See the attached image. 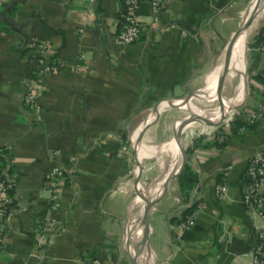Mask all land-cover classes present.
<instances>
[{
  "label": "crops",
  "instance_id": "1",
  "mask_svg": "<svg viewBox=\"0 0 264 264\" xmlns=\"http://www.w3.org/2000/svg\"><path fill=\"white\" fill-rule=\"evenodd\" d=\"M154 1L156 13L140 3V37L126 47L118 43L121 0H7L0 9V151L16 185L0 264H125L116 249L128 206L151 170L145 163L157 157L140 153L133 134L138 131L141 144L186 152L197 138L213 142L220 129L222 149L187 157L199 177L201 203L192 225H170L185 207L175 179L154 199L148 245L153 264H249L256 230L264 224L242 203L246 162L264 147V118L250 122L264 88V46L258 54L246 44L250 54H242L243 65L233 62L237 53L223 71L247 0ZM89 11L86 24L82 17ZM32 41L49 42L53 57L64 63L82 56L85 68L44 77L35 100L39 112L23 105L40 70L28 48ZM171 101L198 107L214 101L215 110L224 102L227 109L212 119L181 105L153 113ZM165 109L170 111L162 117ZM53 170L63 176L55 202L48 178ZM220 185L227 191L223 201L216 196ZM51 219L61 230L38 253L36 237ZM125 248L133 257L126 241Z\"/></svg>",
  "mask_w": 264,
  "mask_h": 264
},
{
  "label": "built area",
  "instance_id": "2",
  "mask_svg": "<svg viewBox=\"0 0 264 264\" xmlns=\"http://www.w3.org/2000/svg\"><path fill=\"white\" fill-rule=\"evenodd\" d=\"M7 0H0V9L6 4ZM146 1L151 4L152 12L158 11V4L154 0H121L123 12L121 17V34L118 38V43L121 47H126L135 43L141 32V25L138 18V9L140 3ZM252 3V2H251ZM264 5V1L262 6ZM261 6V7H262ZM260 7V8H261ZM259 11V10H258ZM257 11V12H258ZM256 12V13H257ZM255 13V14H256ZM264 14V11L262 12ZM91 11L87 12L82 21L89 24ZM28 48L35 54L40 61V70L36 78L30 85L29 92L25 98L27 109L39 112L35 100L43 92V79L46 76L61 73L68 70L74 74H81L85 68L82 66L84 59L79 57L71 63H64L53 57L49 42L33 41L28 44ZM264 118V88L260 92L259 101L250 115V122H254ZM0 157H3L0 151ZM8 166L0 161V246L4 241V224L12 210L14 204V192L16 185L13 179L6 175ZM48 178L53 181L56 188L51 191V202H55L63 186V176L58 171H50ZM226 187L220 185L217 187V199L223 201L226 199ZM242 203L246 212L254 219L263 220L264 222V147L255 155L250 157L246 162L244 171V190L242 195ZM201 206L199 202L196 210ZM196 211L191 215L186 223L180 224V229L190 227L194 221ZM61 230L60 224L56 220L46 221L36 237L34 250L41 252L46 249L52 241V237L58 234ZM249 264H264V224L256 230L255 244L252 253L248 255ZM91 264H99L94 261Z\"/></svg>",
  "mask_w": 264,
  "mask_h": 264
},
{
  "label": "bare ground",
  "instance_id": "3",
  "mask_svg": "<svg viewBox=\"0 0 264 264\" xmlns=\"http://www.w3.org/2000/svg\"><path fill=\"white\" fill-rule=\"evenodd\" d=\"M263 1L264 0H252L251 5L249 6L248 13L243 19V23H242L243 28L239 32L237 39L233 45V50H232V55L230 56V61L238 53V55L236 56V59L233 60V62H237L241 66L243 65V55L242 54L245 48L244 46V37H245L244 27L249 23L250 19L255 16V13L262 6ZM173 104L181 105L179 101H175V103ZM168 106L169 104L167 102L159 105L157 108V113H160L164 108ZM181 106L195 112L200 117L207 118V119L216 118L227 109L224 102L221 103V107H219L218 109H216L215 111L209 114L206 113L205 110L200 109L199 107H197L191 102H188L187 104L185 105L183 104ZM154 116H155L154 114L150 115L147 121H152ZM136 135L137 136L139 135L138 131H136L133 134L131 141L140 153L150 154V153H156V152L162 151L161 155L164 156L165 159H167L166 165H165L166 163L165 159H164L165 163L163 162L161 163V166L165 168L163 171V175L158 180H156L155 181L156 183L154 182L155 184L153 183V185L148 190L146 191L143 190L140 193V197L136 200L137 202L135 201L136 204L134 203L131 206L130 208L131 218L128 224V230H126L127 239L132 238L133 236L140 237V244L139 246H137L138 248L136 247L137 248L136 250L134 249L129 250L133 254L134 264H144V262L146 261V260L144 261V259H148V260L151 259V264H153L151 250L149 249V247H147L148 245H146L145 240L143 238L144 234L146 233V226L143 224V217H145L146 215L149 203L153 199H155L156 196L165 188L167 178H169L171 174L174 173L178 169L179 164H180V152L174 147H171L168 145H161L158 148H154V147L149 148L147 145L141 144L138 141H136L135 140ZM140 139L142 138L140 137ZM168 151H170L173 156H170ZM151 193H157V194L153 196ZM148 264H150V261Z\"/></svg>",
  "mask_w": 264,
  "mask_h": 264
},
{
  "label": "trees",
  "instance_id": "4",
  "mask_svg": "<svg viewBox=\"0 0 264 264\" xmlns=\"http://www.w3.org/2000/svg\"><path fill=\"white\" fill-rule=\"evenodd\" d=\"M15 10H16V6H13L10 10H8V15L14 14ZM263 46H264V20H263V25L257 32L256 36L253 38L251 44L248 45V47L250 51L252 50L251 51L252 53H254V50H257L258 51L257 53L259 54L260 49ZM247 71L248 74H251L252 73L251 67H248ZM24 97L26 96L24 95ZM23 105H25V98L23 99ZM222 132L223 131L221 129L218 130L216 132V138L214 139L213 142L210 143L205 142L204 138L195 139L192 142V146L188 150H186V152H184L185 160L177 176L176 184L178 187L180 202L183 203L185 207L170 220V225H180L186 223L187 219L191 215H193L194 212L196 211L197 205L199 203V199L196 198L199 195V177L198 174L188 164L187 157L196 150H203L211 147L222 149L225 143L218 144V137H217ZM0 161L4 163V165L8 166L7 161H5L3 157H0ZM6 175L12 178L11 168L7 167ZM193 195H195L194 198H192Z\"/></svg>",
  "mask_w": 264,
  "mask_h": 264
},
{
  "label": "rangeland",
  "instance_id": "5",
  "mask_svg": "<svg viewBox=\"0 0 264 264\" xmlns=\"http://www.w3.org/2000/svg\"><path fill=\"white\" fill-rule=\"evenodd\" d=\"M251 2L252 0H247V3H248V8L249 6L251 5ZM248 10V9H247ZM264 11V5L259 9V11L255 14V16L253 17L252 19V22H250L249 24V27L248 29L246 30V34H245V41H244V50H243V54L245 56V51H246V55H249V50L246 49L247 46L249 45V43H251L252 41V38L257 34V32L259 31V29L261 28V26L263 25V20H264V14L262 13ZM247 12V11H246ZM246 14V13H245ZM245 16V15H244ZM33 42V41H32ZM247 44V46H246ZM249 59V58H248ZM230 72H228V75H229ZM211 96L212 98L214 97V95H209ZM215 99V98H214ZM224 101H227L228 99L227 98H223ZM216 101V99L214 100ZM209 104V103H200V104H197L199 105V108L202 109V110H206V113H212L213 110H215V108H217L219 105L217 102H214ZM194 105H196V103H193ZM198 107V106H197ZM167 111H170V109H165L161 114H162V117L166 115ZM177 113H180L177 111ZM180 115V114H177V116ZM197 129V127L195 128ZM148 146V145H147ZM150 148V146H148ZM151 158L155 157L157 155L156 158L150 160V161H147L144 165L145 168H150L151 170L148 172V173H145L144 175V178L143 179H146V181H141V189L140 191L134 195V198L132 199V201L130 202L129 206H128V211H127V216L125 218V221L123 223V229H122V238H121V242H120V246L119 248L116 249V251H119L120 252V255L124 256V263L125 264H133L134 262V259L133 257L127 252V249L125 248V241L126 243H128V245L130 246L131 249H134L136 250L140 244V237H137V236H133L132 238H128L127 239V232L126 230H128V224L130 222V218H131V206L135 203V201L140 197V193L145 189V188H148L150 184H153L156 180H158L162 175H163V171L165 168H162L161 166V163L164 161V159H162V157L160 156L161 155V152H156V153H153L151 154ZM166 164H167V161H166ZM134 168V167H133ZM136 168V166H135ZM148 170V169H147ZM146 171V170H145ZM147 172V171H146ZM150 174V175H149ZM156 183V182H155ZM154 183V184H155ZM165 189V188H164ZM164 189L156 196V198L162 194V192L164 191ZM153 196H154V193H151ZM152 196V197H153ZM155 198V199H156ZM154 200V199H153ZM148 210V209H147ZM147 214V212H146ZM146 216V215H145ZM143 224H144V217H143ZM147 228V225L144 224ZM147 234H148V228H147V231L146 233L144 234V240H145V243L146 245H148V239H147ZM126 239V240H125ZM137 247V248H136ZM149 247V245L147 246ZM133 259V260H132ZM152 259H153V256H152ZM146 260V261H145ZM144 264H148L149 261H150V264H151V259L148 260V259H144ZM154 263V262H153Z\"/></svg>",
  "mask_w": 264,
  "mask_h": 264
},
{
  "label": "water",
  "instance_id": "6",
  "mask_svg": "<svg viewBox=\"0 0 264 264\" xmlns=\"http://www.w3.org/2000/svg\"><path fill=\"white\" fill-rule=\"evenodd\" d=\"M252 19H253V18H251L250 21H249V23L244 27V30H246V29L249 27V24H250V22H252ZM242 28H243V25L241 26L240 30L238 31L236 37L238 36V34H239V32L241 31ZM236 37H235V40H236ZM229 61H230V53L228 52V53L226 54L225 59H224V63H223V67H222V70H223V71L227 69V67H228V65H229ZM217 96H218V97L220 96L219 93H217ZM179 102H180L181 105H183V104L185 105V104L188 103V101H179ZM173 103H175V101L168 102L169 106H174ZM157 108H158V107H156V108L153 110V113H157ZM149 123H150V121H147L144 125H148ZM179 151H180V150H179ZM184 160H185L184 151H180V165H179L178 169H177L174 173H172L171 176H170L169 178H167L165 188L167 187V185H168L169 182H171V181L177 179V176H178V174H179V172H180V169H181V167H182V164L184 163ZM152 185H153V184H150L148 188H145V189H144V191L148 190ZM139 196H140V195H139ZM153 204H154V200H152V201L149 203V205H148L147 214H146V216L144 217V224H146V225H148V218H149V214H150V211H151V208H152ZM147 239H148V238H147ZM146 242H147V241H146ZM133 264H134V262H133Z\"/></svg>",
  "mask_w": 264,
  "mask_h": 264
}]
</instances>
